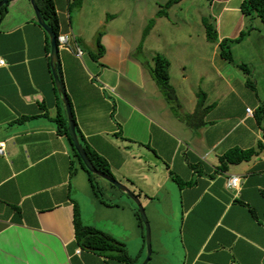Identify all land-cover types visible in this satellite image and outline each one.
Returning <instances> with one entry per match:
<instances>
[{
	"label": "crops",
	"instance_id": "0c3cea01",
	"mask_svg": "<svg viewBox=\"0 0 264 264\" xmlns=\"http://www.w3.org/2000/svg\"><path fill=\"white\" fill-rule=\"evenodd\" d=\"M53 2L59 34H68L73 50L83 51L80 58L69 50L58 53L78 131L117 181L144 196L152 210L158 212L155 201L160 203L168 216L155 220V227L167 229L166 235L175 229L169 238L157 230L147 264H264V117L257 114L264 104L261 20L253 18L247 36L231 45L233 62L221 56L218 42L200 45L197 76L188 87L186 76L173 78L170 65L177 97L172 104L154 77L155 62L141 59L144 50L154 49L153 30L142 41V28L116 25L121 0H109L110 8L94 0L100 12L83 11V0L73 16L71 0ZM242 2L212 0L221 6L219 40L237 38L246 27ZM137 3L128 19H151L150 7L143 13ZM107 17L113 18L109 25ZM50 54L49 36L31 1L9 0L0 17V57L6 61L0 67V264H142L144 229L129 197L109 191L105 200L84 188L88 176L60 132L67 113ZM199 101L203 123L188 125L184 116ZM235 148L257 154L223 168L220 158ZM230 177L242 179L239 190L227 187ZM75 216L122 244L131 261L117 251L81 246Z\"/></svg>",
	"mask_w": 264,
	"mask_h": 264
},
{
	"label": "rangeland",
	"instance_id": "374dc122",
	"mask_svg": "<svg viewBox=\"0 0 264 264\" xmlns=\"http://www.w3.org/2000/svg\"><path fill=\"white\" fill-rule=\"evenodd\" d=\"M99 1L104 3L103 6L105 8H110L109 3H108L109 0H99ZM133 1H138L137 3L138 11H141L145 6L150 7L149 12L153 15L151 19H147V20L144 19L145 21L140 20L139 18H136L134 20L128 19L130 6H133ZM168 1L169 0H132V4H131L129 0H121V6H119L120 11L116 15V16L119 15L120 19H117V20L114 19V20H115L116 25H119L122 30L129 29L130 23L132 24V28H135V29L142 28V31H141L142 34L140 36V39L142 41L146 40V38H149L147 37L149 34V31L152 32L153 30L154 38L149 42L150 43L149 47L154 48V49L152 51L144 50L141 54V59H146L149 61V63L150 61L157 62L159 58L167 59L169 62V65L172 66L171 71H172L173 78L177 79L179 77L181 79L182 76L183 77L186 76L187 81L184 82V84L185 86L188 87V84L194 79L193 77H195L196 75L195 73L196 52L201 50L200 45L202 46L208 45V40L206 38V30L200 18L205 17L208 23L216 28V18L219 16L221 6L212 4L211 3L212 0H181L178 3L172 4L167 7L166 3ZM93 2L94 0H87V2H85L84 4L83 11L89 12L90 8H93L95 12H100L99 8H95L98 4L96 2L94 4ZM240 2L241 0H233V4H236V5H240ZM71 10H72V16H73L76 10L74 8H72ZM134 10H135V6H134ZM159 11H162L161 14L163 15L165 19H163V17L157 16V13ZM145 12L146 11L144 10L143 13ZM97 14H100V13H97ZM112 16L114 15L112 14ZM160 18H162L161 23L159 22ZM112 19L113 18H108L107 19L108 21H105V23L109 25ZM159 24L164 25V29L162 31H160L159 28L155 27V26H158ZM108 25H105V28ZM251 27H253V19L247 22V25L244 28V31L250 30ZM230 28L234 29L235 27L234 28L230 27ZM237 35H238V32L236 36ZM228 38H231V37H228ZM241 52H244V50L241 49ZM236 56H238V54L235 53V57ZM168 72H169V68H168ZM199 91H201V89ZM164 98L166 99L167 102L170 103V100L166 97V95H164ZM172 104H175V103H172ZM174 107L175 108H173V110L179 111L177 106L174 105ZM197 121H199V118H195V122ZM76 163H80L77 157H76ZM85 173L88 176V179L84 178V188L86 189V192L88 194L95 195V191L91 187L90 180H89V177L91 175L87 171H85ZM90 178H92V181L96 186V190L101 194L100 196H97L98 198H103L105 200H108V198L111 197V192L109 191H112L114 193H120L119 190L115 186L111 185L108 181H106L102 177L94 174ZM84 196L86 195L84 194ZM126 197L128 196L126 195ZM139 200H140L142 207L145 210L146 216L150 224L151 247L153 251V246L154 247L156 246L155 238L157 236V230H160V232L162 233L160 234L161 236L168 237V236H171L175 232V229H172V231L169 230L170 233L166 235L168 231L167 229L156 228L155 220H159V219H162L168 216V213L161 211L162 209L160 208L159 202L155 201V203H157L155 205L159 210L157 212L156 210L155 211L152 210L150 203L147 201V199L144 196H141ZM130 201L134 204L138 218L140 219L142 223V226L144 229V236H145V226L141 220L140 214L138 213L137 205L131 199ZM170 215L172 214L170 213ZM173 236H175V234L172 235V237ZM152 240H153V244H152ZM144 251H145V258H146V255H147L146 245L144 247Z\"/></svg>",
	"mask_w": 264,
	"mask_h": 264
},
{
	"label": "trees",
	"instance_id": "16d2710c",
	"mask_svg": "<svg viewBox=\"0 0 264 264\" xmlns=\"http://www.w3.org/2000/svg\"><path fill=\"white\" fill-rule=\"evenodd\" d=\"M179 1L181 0H169L166 3V6L168 7L172 4H176ZM36 3L40 10L42 18L44 19L47 26L51 27L53 31L58 35L59 34V23H58V18H57L53 0H36ZM82 3H83V0H71L70 7L80 8ZM5 7L6 5L0 8V17ZM240 9H241V12L244 14V16L247 17L248 20H251L255 17L259 18L264 26V0H243V2L241 3ZM161 12L162 11H159L157 13V16L163 17ZM202 23L204 24V27L206 30L207 40L211 43L218 42L219 51H220L221 56L227 61L233 62L232 53H231V45L234 43L241 42L247 36L249 30L248 31L243 30L237 38H234V39L224 38L222 40H219L217 36L216 28L210 25L206 18H203ZM252 28L253 27H251L250 30ZM97 46L99 49H101L99 40L97 41ZM169 66L170 65L167 59L159 58L157 62H155V67L153 68L154 77L156 81L158 82V84L160 85L166 97L170 100V102L177 103V97H176L174 88L169 84V74H168ZM237 66L243 71H245V73L248 74V70L246 69L245 64H238ZM57 67H58L59 73L61 74L59 62H58ZM201 106H202V103H200L199 101L196 110L192 114H187L184 116V119L188 123V125L196 126L200 123H203V120H202L203 110H200ZM257 114L259 118L261 116L264 117V104L261 105V107L258 109ZM195 118H199V121L195 122ZM59 128H60V132L64 133L67 136L69 143L72 145L75 156L80 161L81 167L85 171H87L91 176H93L94 174L90 173L87 170V168L81 161L79 155L77 154L76 150L74 149V146L71 142V138L68 135V128L65 125V123L61 122ZM76 132H77L78 140L83 146L84 152L87 154L88 158L92 162L93 166L97 169V171L114 178L108 163L102 157H100L97 153H95L92 149H90V147L85 143L77 127H76ZM256 154L257 153L254 149L241 150V149L235 148V149L230 150L226 154H224L220 158V162L224 168L228 164L249 160ZM90 177H89L90 184L93 190L95 191V195L100 196V193L96 190V186L93 183L92 178ZM139 223L142 226L140 219H139ZM75 236H76L78 243L81 244V246H83L86 249H89L95 252L117 251L121 253L122 258L131 261V259L126 256V253H125V250L122 244L115 242L108 235L102 232H98L92 227L85 226L80 221V219H78L77 216H75Z\"/></svg>",
	"mask_w": 264,
	"mask_h": 264
},
{
	"label": "water",
	"instance_id": "95a60500",
	"mask_svg": "<svg viewBox=\"0 0 264 264\" xmlns=\"http://www.w3.org/2000/svg\"><path fill=\"white\" fill-rule=\"evenodd\" d=\"M30 1H31L32 8L34 10V13H35L37 22L46 31L50 39V46H51L50 58H51L52 63H54V67H53L54 81H55L57 90L61 94L63 103L65 105V109L67 113L68 135L71 138V142L74 146V149L76 150L81 161L83 162V164L85 165V167L90 173L98 175L102 177L103 179H105L106 181H108L111 185L115 186L118 190L124 192L137 205L138 213L140 214L141 220L145 226V245L147 248V255H146L145 260L142 262V264H147L150 259L151 253H152V247H151V229H150V224L146 216L145 210L142 207L139 198L128 187H126L124 184L117 181L115 178H112L110 176H107L97 171V169L93 166L92 162L88 158L87 154L84 152L83 146L79 142L78 137H77L76 124L73 119L71 105H70L68 96L65 92V87L63 84L61 74L59 73V70L57 67L58 62H59V57H58L59 50H58L57 42H56L57 34L53 31L51 27L47 26V24L45 23L40 13V10L37 6L36 0H30ZM8 2L9 0H1L0 8L4 5H7Z\"/></svg>",
	"mask_w": 264,
	"mask_h": 264
},
{
	"label": "built area",
	"instance_id": "2783aa9c",
	"mask_svg": "<svg viewBox=\"0 0 264 264\" xmlns=\"http://www.w3.org/2000/svg\"><path fill=\"white\" fill-rule=\"evenodd\" d=\"M57 47L58 50H69L74 52L75 56L81 57L83 55V51L80 47H76V49L73 50V48L70 45V36L68 34H58L56 37ZM6 66L5 59L0 57V67ZM246 113L249 115H252V111L250 108L246 109ZM5 153V142L0 143V156H3ZM242 184V179L239 177H230L227 180V187L230 189L239 190ZM79 252V251H78Z\"/></svg>",
	"mask_w": 264,
	"mask_h": 264
}]
</instances>
